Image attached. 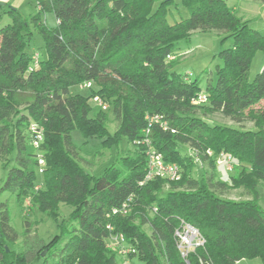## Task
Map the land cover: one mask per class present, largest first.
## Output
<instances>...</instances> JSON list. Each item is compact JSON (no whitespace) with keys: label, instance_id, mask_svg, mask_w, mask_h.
<instances>
[{"label":"trees","instance_id":"1","mask_svg":"<svg viewBox=\"0 0 264 264\" xmlns=\"http://www.w3.org/2000/svg\"><path fill=\"white\" fill-rule=\"evenodd\" d=\"M35 2L30 17L0 2V168L8 169L0 194L8 191L22 204L27 200L54 220L61 203L73 211L49 243L32 235L27 221L25 249L17 252L8 242L20 235L7 202H0V264H32L42 257L41 264H48L49 253L55 264H118L114 242L145 264H185L174 239L181 219L206 238L205 246L191 253L192 264L257 258L264 263V109L245 112L242 106L264 96V67L250 79L253 58L264 52V33L226 0H183L189 16L173 24L168 21L173 0ZM3 13L11 22L1 26ZM48 13L55 15L56 27L48 26ZM34 30L44 39V57L28 50ZM194 31H221L223 40H235L219 53L217 81L208 83V101L200 104L193 103L202 92L199 79L173 70L177 45ZM87 82L92 86L84 87ZM77 86L89 94L73 93ZM96 95L107 109H94ZM110 112L118 122L113 134L107 127ZM217 112L248 119L255 129L204 119ZM154 113L162 114L168 127L153 126L152 147L178 164L182 177L140 185L148 168L146 115ZM75 129L116 151L101 176L87 170L91 163L72 140ZM207 150L234 158L229 181L218 177ZM197 163L203 169L199 178L193 176ZM234 189L249 198L227 197ZM126 203L127 213H114Z\"/></svg>","mask_w":264,"mask_h":264},{"label":"rangeland","instance_id":"2","mask_svg":"<svg viewBox=\"0 0 264 264\" xmlns=\"http://www.w3.org/2000/svg\"><path fill=\"white\" fill-rule=\"evenodd\" d=\"M243 6L248 7V3L252 0H241ZM1 4L8 3L9 6L17 8L25 17H30L36 13V2L35 0H0ZM245 2V3H244ZM160 1L155 4V7L159 5ZM262 2L259 3L261 5ZM47 23L49 27H56L57 20L53 13L47 14ZM189 16V11L183 4V0H173L170 6V11L168 14L169 23L173 24L177 21L185 19ZM11 22L8 14L3 13L1 18V26H4ZM254 24L253 27H255ZM264 31V30H263ZM33 39L28 47L29 51H40L41 55L44 57L46 52L44 48V39L35 30L33 31ZM226 34L221 31H211V32H192L189 39L182 40L176 47L175 57L176 62L173 70L182 74L187 75L190 80L199 79L202 92L206 91L208 83L213 84L217 81V65L222 64V60L219 57V53L227 48H230L234 44V38L229 37L225 40ZM264 65V52H258L253 58L251 69H250V79L252 80L257 73L262 70ZM73 93H81L84 95L89 94L88 89L81 88L80 86L72 88ZM91 104L94 109H99L98 104L91 99ZM244 111L248 112L251 108L254 109H264V96L256 101L244 100L242 102ZM109 123L108 130L110 133H114L118 127V122L114 118V115L109 113ZM204 119L211 125L221 124L226 126H231L239 129H255L254 123L248 119H243L242 121L234 120L231 117L224 115L221 112L214 113L212 115L204 117ZM72 140L74 144L82 149L83 155L90 161V165L86 166L87 170L99 177L105 173L109 166H111L116 159V151L112 148L105 147L102 140L99 138H86L84 134L75 129L72 132ZM185 148L183 151L190 152L189 149ZM197 157V156H196ZM200 162V161H197ZM202 165L197 163L193 169V176L199 178L202 175ZM8 169L0 168V186L2 185V180L6 177ZM234 171H228L223 166H218L217 175L220 179L229 181L231 174ZM169 186L165 187L167 190ZM227 197L240 200L249 198L248 194L245 193L243 189H234L226 194ZM0 202H7L10 213H11V224L15 230L19 233L20 238L16 242H8L9 246L17 251L21 252L25 249L24 243V232L26 229V222L30 228L32 235H38L39 238L43 239L46 243L51 242L54 237L60 234L61 229L59 225L63 220H69L73 207L61 203L60 205V215L57 220H54L46 213L39 210L37 207H32L31 203L26 200L24 204L18 201L14 194L6 191L0 194ZM264 207V203H261ZM147 232H150L148 225L144 226ZM63 246L64 242L61 243ZM110 245L112 243H109ZM113 248L117 250V261L118 264H145L144 262L138 260L137 258H130L126 253L124 254L123 248L119 250L117 244L113 243ZM48 250L45 251L44 256L48 254ZM42 258H37L32 264H41ZM56 257L49 253L47 258L48 264H55ZM241 264H264L260 258L257 259H244Z\"/></svg>","mask_w":264,"mask_h":264},{"label":"built area","instance_id":"3","mask_svg":"<svg viewBox=\"0 0 264 264\" xmlns=\"http://www.w3.org/2000/svg\"><path fill=\"white\" fill-rule=\"evenodd\" d=\"M169 58H174L169 56ZM35 64L38 65L40 60L39 53L33 55ZM92 86V82H87L84 84V87L88 88ZM94 101L103 109L108 108V104L103 100L99 95H96ZM208 101V95L205 92H200L197 97L194 98L193 103L200 104ZM147 126L144 129L145 137L143 143L148 147L147 150V159H148V168L143 180L140 182V185H144L149 181L158 178H164L169 181H178L182 177V169L176 163L166 162L162 153L158 152L152 147V140L150 138L152 128L154 125H160L163 128L168 127V121L165 120L164 116L159 113L147 114L146 115ZM174 132V130H173ZM38 140H42V135L38 132ZM38 145V141L35 142ZM208 156H214L217 166H223L228 171L235 170V161L234 158L227 154L226 152H221L217 155L214 154L212 150H207ZM198 160V159H197ZM40 164L43 165L44 161L41 160ZM121 211L127 213L128 205L124 204L122 209L114 210V213ZM117 238L121 241H124L123 235H118ZM174 239L176 242V247L179 251L181 258L185 264H192L190 261V255L197 248H201L206 244V238L201 233V231L190 224L189 222L181 219L179 225L174 230ZM131 249L123 248L124 254L129 253Z\"/></svg>","mask_w":264,"mask_h":264},{"label":"crops","instance_id":"4","mask_svg":"<svg viewBox=\"0 0 264 264\" xmlns=\"http://www.w3.org/2000/svg\"><path fill=\"white\" fill-rule=\"evenodd\" d=\"M226 2L241 18L249 21V25L252 28L264 33V0H252V2L248 3V7L243 6L241 0H226ZM260 2H262L261 5H259ZM47 16L48 15H46V19H48ZM254 24L257 25L253 27Z\"/></svg>","mask_w":264,"mask_h":264},{"label":"water","instance_id":"5","mask_svg":"<svg viewBox=\"0 0 264 264\" xmlns=\"http://www.w3.org/2000/svg\"><path fill=\"white\" fill-rule=\"evenodd\" d=\"M3 5H4V3H3ZM6 249L9 251V248H8V246H6ZM45 253V252H44Z\"/></svg>","mask_w":264,"mask_h":264}]
</instances>
